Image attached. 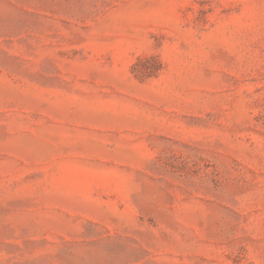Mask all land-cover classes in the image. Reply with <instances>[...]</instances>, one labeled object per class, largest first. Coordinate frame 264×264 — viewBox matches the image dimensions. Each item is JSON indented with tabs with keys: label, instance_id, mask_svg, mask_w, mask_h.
I'll return each mask as SVG.
<instances>
[{
	"label": "rangeland",
	"instance_id": "1",
	"mask_svg": "<svg viewBox=\"0 0 264 264\" xmlns=\"http://www.w3.org/2000/svg\"><path fill=\"white\" fill-rule=\"evenodd\" d=\"M0 264H264V0H0Z\"/></svg>",
	"mask_w": 264,
	"mask_h": 264
}]
</instances>
